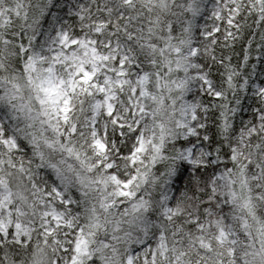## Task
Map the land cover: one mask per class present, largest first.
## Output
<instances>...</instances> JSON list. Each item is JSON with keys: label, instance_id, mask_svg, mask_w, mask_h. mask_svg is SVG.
I'll list each match as a JSON object with an SVG mask.
<instances>
[{"label": "snow or ice", "instance_id": "1", "mask_svg": "<svg viewBox=\"0 0 264 264\" xmlns=\"http://www.w3.org/2000/svg\"><path fill=\"white\" fill-rule=\"evenodd\" d=\"M0 264H264V0H0Z\"/></svg>", "mask_w": 264, "mask_h": 264}]
</instances>
